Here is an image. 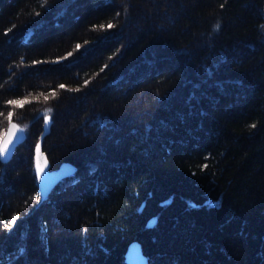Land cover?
<instances>
[{
    "label": "trees",
    "instance_id": "obj_1",
    "mask_svg": "<svg viewBox=\"0 0 264 264\" xmlns=\"http://www.w3.org/2000/svg\"><path fill=\"white\" fill-rule=\"evenodd\" d=\"M9 113L0 264H264V0H0Z\"/></svg>",
    "mask_w": 264,
    "mask_h": 264
},
{
    "label": "water",
    "instance_id": "obj_2",
    "mask_svg": "<svg viewBox=\"0 0 264 264\" xmlns=\"http://www.w3.org/2000/svg\"><path fill=\"white\" fill-rule=\"evenodd\" d=\"M51 124L52 116L46 114L43 119L42 129L34 144L32 155L33 168L42 198L47 196L63 178L73 175L77 169V164L68 159H64L57 165L51 166L48 155L43 148V139L51 130ZM11 125H15V129H12ZM24 138V129L14 119H10L0 138V146H4L3 154L0 155V162L8 161ZM37 145H39V149H37ZM124 256L126 264H147V255L143 252L138 239H132L128 243Z\"/></svg>",
    "mask_w": 264,
    "mask_h": 264
},
{
    "label": "snow or ice",
    "instance_id": "obj_3",
    "mask_svg": "<svg viewBox=\"0 0 264 264\" xmlns=\"http://www.w3.org/2000/svg\"><path fill=\"white\" fill-rule=\"evenodd\" d=\"M107 27H109V28H111V27H113V25L111 24V23H109L108 25H107ZM77 47H79V45H77ZM61 87H64L63 85H61ZM53 95H54V93H53ZM45 99H48V97H44ZM26 101H17V100H10V101H7V103H9V104H13V105H16V106H22L23 105V103H25ZM11 116H12V113H9L8 114V117H9V119H11ZM254 126V125H253ZM12 129H15V125H11L10 126ZM9 135H11V133H9ZM37 149H39V145H37ZM3 151H4V146H0V155H2L3 154ZM38 171H39V169H38Z\"/></svg>",
    "mask_w": 264,
    "mask_h": 264
},
{
    "label": "rangeland",
    "instance_id": "obj_4",
    "mask_svg": "<svg viewBox=\"0 0 264 264\" xmlns=\"http://www.w3.org/2000/svg\"><path fill=\"white\" fill-rule=\"evenodd\" d=\"M43 112H44V110H43ZM33 153V152H32Z\"/></svg>",
    "mask_w": 264,
    "mask_h": 264
}]
</instances>
